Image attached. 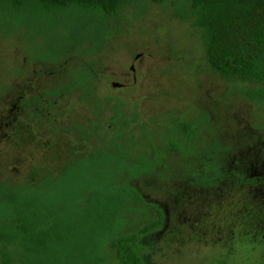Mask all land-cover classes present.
<instances>
[{"label":"rangeland","instance_id":"rangeland-1","mask_svg":"<svg viewBox=\"0 0 264 264\" xmlns=\"http://www.w3.org/2000/svg\"><path fill=\"white\" fill-rule=\"evenodd\" d=\"M180 1L138 0L76 37L82 20L73 17L32 33L0 30V186L59 169L68 146L90 150L62 129L70 112L117 127L110 118L122 111L133 153L161 158L135 181L164 211L163 226L139 245L145 264H264V105L244 94L259 84L227 81L210 67L198 32L176 15ZM71 82H93L100 107L75 90L51 109L59 119L45 116L42 126L22 110L33 93ZM179 121L199 127L187 151L169 141Z\"/></svg>","mask_w":264,"mask_h":264},{"label":"trees","instance_id":"trees-1","mask_svg":"<svg viewBox=\"0 0 264 264\" xmlns=\"http://www.w3.org/2000/svg\"><path fill=\"white\" fill-rule=\"evenodd\" d=\"M136 1L0 0V30L4 35L17 28L32 33L73 17L82 20L73 27L76 37L75 32L97 26V20ZM178 7L176 15L198 32L210 67L227 81L259 84L244 94L264 105V0H184ZM75 90L81 102L90 100L100 107L93 82H71L66 90L56 83L42 94L33 93L23 100L22 110L42 126L45 116L59 119L51 109ZM68 120L69 127L62 129L90 150L79 153L78 146H68L59 169L49 167L26 183L0 186L1 264H145L139 245L163 226L164 211L145 198L135 181L161 165L160 155L133 153L137 140L127 134L131 119L122 111L114 110L110 118L117 127H105L90 117L80 121L71 112ZM178 125L181 130L173 127L169 141L187 151L199 127L180 121ZM38 128H43L42 136L48 129L58 134L54 127ZM178 134L183 138L175 140ZM208 179L211 184L215 180Z\"/></svg>","mask_w":264,"mask_h":264}]
</instances>
